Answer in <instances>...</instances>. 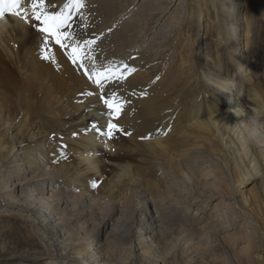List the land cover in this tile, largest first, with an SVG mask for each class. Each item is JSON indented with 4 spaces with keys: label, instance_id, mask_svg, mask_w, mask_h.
<instances>
[{
    "label": "bare ground",
    "instance_id": "1",
    "mask_svg": "<svg viewBox=\"0 0 264 264\" xmlns=\"http://www.w3.org/2000/svg\"><path fill=\"white\" fill-rule=\"evenodd\" d=\"M61 1L67 0H51L49 11L58 10ZM152 1L160 0L140 1L146 15L143 22L134 20L138 9L128 14L127 18L133 16L129 24L104 18L98 4H85L83 19L73 16L74 38L95 41L90 55L97 68L126 64L137 70L123 82L105 84V98L115 93L124 102L113 122L131 135L114 133L112 138L126 143L128 156L117 159L124 165L113 169L115 186L98 191L85 176L97 175L98 160L115 153L112 138L92 128L95 124L107 131L108 109L100 89L54 41L45 54L54 53L55 63L42 58V44L37 43L43 36L36 30L31 0L21 4V11L28 12L27 23L7 14L0 20V56L12 62L18 73L16 80L0 73V211H18L54 252L53 264H157L172 262L178 253L193 248L220 249L215 232L203 226L209 218L208 204L195 200L200 182L191 173L188 158L215 162L226 171L238 165L261 171L264 155L245 142L240 126L232 128L241 120L230 109L237 101L249 114L257 107L252 89L243 83L251 78L248 57L256 47L252 23L257 6L264 14V0L192 4L188 18L199 24L206 21L205 38L215 41V69L205 68L207 55L192 51L189 36L183 35L191 31L196 41L202 32L196 30L198 24L187 27L186 17L181 23L169 21L175 14L169 13L172 3L163 0L159 10ZM247 5L246 16L238 19V7ZM159 25L161 30L155 33ZM179 43L181 51L173 54ZM18 113H23V125L35 126L32 118L46 119L59 132H70L64 141L82 150L73 153L74 170L56 154V145L37 143L41 135L32 128L18 130L14 125ZM5 128L9 133L3 135ZM223 216L216 211L210 222L220 229ZM104 219L116 222V243L109 256L101 247L79 244L94 237ZM185 226L198 231L199 238L188 240L182 234ZM69 229L82 234L68 241Z\"/></svg>",
    "mask_w": 264,
    "mask_h": 264
},
{
    "label": "rangeland",
    "instance_id": "2",
    "mask_svg": "<svg viewBox=\"0 0 264 264\" xmlns=\"http://www.w3.org/2000/svg\"><path fill=\"white\" fill-rule=\"evenodd\" d=\"M140 1L137 0H85L86 5H99V9L102 10L101 15L104 18H115L122 23H131L132 18H127L128 14L138 9V13L134 20L135 22H143L144 7L140 8ZM160 1H152L150 4L156 6L154 9H162ZM196 0H169L172 5L169 13H175L172 19L181 23L186 17L185 23L187 27L192 28L194 23H197L196 30H201L198 39L195 41L194 36H191L192 32H184L187 34L189 44L192 51L196 49L200 52L201 56L206 54L207 57L204 60L205 68H216V62L214 58L215 41L212 38H205V23L201 21L199 24L196 19L190 20L188 14L191 12L192 4ZM67 1H61L60 8L63 7ZM163 2H166L163 1ZM139 4V5H138ZM138 5V6H137ZM168 6V7H169ZM162 7V8H161ZM250 6L247 8L243 6L239 9L238 19L242 20ZM128 8V9H127ZM260 6H257L254 13L253 23L254 26V38H255V52L248 57V63L251 64V78L248 82L243 83V87H250L252 90H256L260 93H264V14L260 11ZM127 9V10H126ZM154 17V16H153ZM143 26V25H142ZM145 27L147 25H144ZM161 25L155 33L161 30ZM185 38V37H184ZM182 36V40L184 41ZM42 44V42L37 43ZM148 43L144 44L146 47ZM179 44L175 47V53L178 54L181 51ZM0 73L7 75L15 80L18 79V73L16 67L12 62L5 60L0 56ZM247 93H245V97ZM23 113L17 114L16 124L18 130L22 128L24 132L30 131L32 128L34 132H37L41 137L36 141L37 143L48 144L51 143L57 146L56 154L65 158V162L72 170L75 168V163H72L73 153L80 154L82 150L78 147H72L65 138L69 137L70 132H59L58 128L51 122L42 123L39 119L32 118V122H35V126L28 124L23 125ZM60 122H67L62 119ZM13 132V131H11ZM9 133L6 128L3 130V135ZM4 137V136H3ZM2 137V141H7ZM63 139V140H62ZM64 141V142H63ZM68 145H66V144ZM110 143L115 148L114 156L111 158L101 157L98 161V174H89L85 176L93 183L97 184L93 190L108 189L114 180L112 172L117 165H124L123 162H119L118 157L128 156V148L126 143L121 141L120 137L110 139ZM3 145V144H2ZM1 151V142H0ZM264 155V148H259V154ZM221 162H223L221 160ZM188 167L191 173L200 182V192L195 193L198 199L197 201L206 202L208 204L206 213L209 215L207 222L203 224L204 228L208 231H214L216 240L219 242L220 249L208 250L207 248H193V250L180 252L178 256L173 258L172 262L157 263V264H259L264 262V158L261 159V171L254 173L251 170L245 169L242 165L229 169L226 171L223 167L217 165V163H209L204 159H195L193 156L187 160ZM79 168V167H78ZM71 174V173H70ZM64 181L67 177H59ZM21 186V184H20ZM23 188L19 187L22 191ZM192 209H195L192 207ZM216 211H220L221 217L225 213L226 215L221 218L219 226L215 227L214 222H210V215H213ZM194 210H192V214ZM108 218V217H107ZM106 218V219H107ZM104 219L99 225V232L94 234V237H87L83 243V246L101 247V251L107 256L110 255L113 246L116 243V222L115 220ZM118 223V222H117ZM224 227V228H223ZM202 228V229H204ZM261 228V231L260 229ZM76 230V229H75ZM185 231L182 233L188 240H197L199 238V232L191 230L189 226H185ZM82 234L81 230H76L73 233L68 231L66 240L71 238H77ZM193 247V246H192ZM54 252H51L41 242V239L33 230V227L29 222L21 216L18 211H12L10 213H3L0 211V264H53ZM194 257V258H193ZM260 257V259H256Z\"/></svg>",
    "mask_w": 264,
    "mask_h": 264
},
{
    "label": "snow or ice",
    "instance_id": "3",
    "mask_svg": "<svg viewBox=\"0 0 264 264\" xmlns=\"http://www.w3.org/2000/svg\"><path fill=\"white\" fill-rule=\"evenodd\" d=\"M21 4L22 0H0V20H3L7 14L18 17L27 23L28 12L27 10L21 11ZM50 4L51 0H31L30 4L31 15L37 22L36 30L43 36L42 47L40 49L42 58L55 63L54 53L45 54V50L49 49L50 41H54L55 45H58L60 49L65 51V55H67L74 65H77L78 68H84L88 79L100 89V99L108 109L107 131H100L95 124L92 125L93 130L99 131L100 135L105 138H112L115 132L124 133V129L113 122V118H119L124 107V102L115 93H112L110 98H105L104 88L108 82H123L128 74L134 73L137 70L126 64L122 68L117 67L115 64L97 68L93 63L94 57L90 55L94 50L91 46L95 44V41H81L74 38L75 34L70 31L74 23L73 16L76 14L81 19L84 18L82 10L85 8V0H67L63 7L54 11H49ZM69 48L71 49L70 51ZM86 61L87 64L85 63ZM89 65H91L90 69ZM84 94L88 96L93 95L92 92ZM124 134L131 135L130 132ZM146 138L150 139L151 137ZM93 187H97V184L93 183Z\"/></svg>",
    "mask_w": 264,
    "mask_h": 264
},
{
    "label": "clouds",
    "instance_id": "4",
    "mask_svg": "<svg viewBox=\"0 0 264 264\" xmlns=\"http://www.w3.org/2000/svg\"><path fill=\"white\" fill-rule=\"evenodd\" d=\"M228 93L231 94V92ZM250 96L257 100V107L252 110V114H249V110L240 101L236 103L232 101L234 107L230 111L240 118L241 122L231 127L235 129L237 126H240L245 142L253 144L258 148H264V93L252 90Z\"/></svg>",
    "mask_w": 264,
    "mask_h": 264
}]
</instances>
